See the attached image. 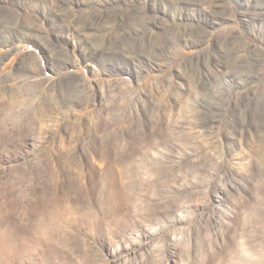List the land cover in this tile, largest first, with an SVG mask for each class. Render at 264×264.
Here are the masks:
<instances>
[{
  "label": "rangeland",
  "instance_id": "1",
  "mask_svg": "<svg viewBox=\"0 0 264 264\" xmlns=\"http://www.w3.org/2000/svg\"><path fill=\"white\" fill-rule=\"evenodd\" d=\"M123 1L155 50L1 1L0 264H264V0Z\"/></svg>",
  "mask_w": 264,
  "mask_h": 264
},
{
  "label": "bare ground",
  "instance_id": "2",
  "mask_svg": "<svg viewBox=\"0 0 264 264\" xmlns=\"http://www.w3.org/2000/svg\"><path fill=\"white\" fill-rule=\"evenodd\" d=\"M1 1L2 0H0V30L10 32L13 38L20 36L23 38L33 36L36 38L38 34L35 33V24L33 22L29 23L28 21L25 22L24 20H21L19 18V15H17L18 13L12 11L11 9H7V11L6 8H4L7 4L4 5V3ZM173 1H175L173 3H175L177 6H181L182 1L188 0ZM55 2L59 6L60 11L67 12L70 9L69 5L71 4V2H73V0H55ZM125 2L123 0H95V3L93 2L91 7L89 8L90 13L86 16L84 15L85 17L82 15L77 16V20H79V22L84 28L90 29L91 32L93 31L97 33L98 31L107 30L111 27L118 32V35L115 40L108 39V37L106 36L100 38V46L106 45L110 42L109 44H113L114 46H117L119 50L123 51L128 49L129 52L133 51L135 53H138L140 50H155L157 45L156 40L154 39L155 36L154 38H148L142 35L138 39L137 36H134V34L137 33L141 35V30L146 29L149 24L157 22L158 15L151 14L146 7L140 6L134 2H126L128 4H125ZM50 19H52L54 23L55 21H57L56 16H53ZM54 23L52 22V24ZM31 58L34 59V57ZM26 67H29V71L26 73V76L28 77H30L29 72L38 69L35 64L27 63ZM25 80H27V77H25Z\"/></svg>",
  "mask_w": 264,
  "mask_h": 264
}]
</instances>
